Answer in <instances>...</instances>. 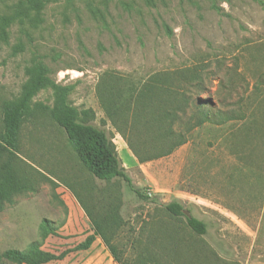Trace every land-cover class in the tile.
<instances>
[{
    "label": "rangeland",
    "instance_id": "rangeland-1",
    "mask_svg": "<svg viewBox=\"0 0 264 264\" xmlns=\"http://www.w3.org/2000/svg\"><path fill=\"white\" fill-rule=\"evenodd\" d=\"M18 2L0 0V15ZM24 9L25 21L0 22V251L40 240L56 256L44 264H264V0ZM38 62L159 202L87 169L53 118V85L30 97L15 146L4 145V108ZM200 105L212 120L194 126ZM174 199L206 234L160 204ZM44 218L56 229L42 238Z\"/></svg>",
    "mask_w": 264,
    "mask_h": 264
},
{
    "label": "trees",
    "instance_id": "trees-1",
    "mask_svg": "<svg viewBox=\"0 0 264 264\" xmlns=\"http://www.w3.org/2000/svg\"><path fill=\"white\" fill-rule=\"evenodd\" d=\"M47 0H20L17 3L12 15H0L1 28L4 30L18 17L22 20L30 18V12L24 7L34 8L40 11ZM33 79L24 87V94L21 100L9 103L3 112V132L1 140L5 146L12 148L18 138L21 124L30 113V97L39 89L46 85H53L57 88L59 107L53 112L56 123L64 130L68 141L76 152L82 163L98 179L111 181L115 178L122 179L128 188L136 196L145 202H159L156 196L144 193L134 183L131 175L123 166L116 146L112 138L105 129L89 122H82L78 119L77 110L68 102L66 90L58 86L48 76V68L42 63H36ZM199 114L195 125H202L204 122L212 120V113L203 106L197 107ZM243 117L242 115L240 116ZM193 118V117H192ZM232 118V116H230ZM138 155V153H137ZM162 207L171 215L176 217H186V223L193 232L204 235L208 232L205 221L194 215L185 212V205L179 199H174L166 203H160ZM56 226L54 222L44 218L40 224V234L45 238L49 233L54 232ZM56 258V256L43 249L40 240L30 242L26 248H8L0 251V262H10L13 264H44Z\"/></svg>",
    "mask_w": 264,
    "mask_h": 264
}]
</instances>
